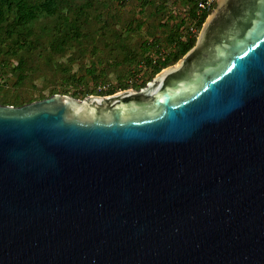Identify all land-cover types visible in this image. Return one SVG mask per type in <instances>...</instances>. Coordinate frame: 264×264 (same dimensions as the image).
<instances>
[{
    "label": "water",
    "instance_id": "1",
    "mask_svg": "<svg viewBox=\"0 0 264 264\" xmlns=\"http://www.w3.org/2000/svg\"><path fill=\"white\" fill-rule=\"evenodd\" d=\"M0 264H264V0L138 90L0 105Z\"/></svg>",
    "mask_w": 264,
    "mask_h": 264
},
{
    "label": "trees",
    "instance_id": "2",
    "mask_svg": "<svg viewBox=\"0 0 264 264\" xmlns=\"http://www.w3.org/2000/svg\"><path fill=\"white\" fill-rule=\"evenodd\" d=\"M100 1L0 0L1 87L10 85L17 90L27 83L46 78L47 74L53 81L66 72L70 74L67 65L53 68L58 60L67 56L70 48L74 49L73 56H78L80 60L92 59L96 55L89 69L83 66L71 75L76 84L86 79L97 83L106 78L104 67L116 71L120 66L137 64L141 56L144 57L142 64L153 69L149 82L162 69L176 63L195 44L196 36L186 37L183 31L179 34L180 28L195 19L198 28H201L208 15L197 19L194 0H173L185 3L184 17L174 15L176 13L173 11L165 20L161 16L165 1L106 0L104 11L97 8ZM153 23H157V29L162 30L159 35L166 46L172 47L163 59L157 51L156 60L152 55L149 57L151 49L158 47L157 43L162 41L158 33L145 35V40L138 46L134 43V38L144 37L142 34ZM163 23L172 25L165 27ZM99 66L103 70L99 71ZM114 92L97 94L110 95ZM54 94L56 92L53 90L46 97L26 100L16 96L0 105L19 107ZM87 96L89 94L71 97L83 99Z\"/></svg>",
    "mask_w": 264,
    "mask_h": 264
},
{
    "label": "rangeland",
    "instance_id": "3",
    "mask_svg": "<svg viewBox=\"0 0 264 264\" xmlns=\"http://www.w3.org/2000/svg\"><path fill=\"white\" fill-rule=\"evenodd\" d=\"M106 0H101L97 8L100 10L104 11V6ZM158 3H162L165 1V5L163 6V15L162 19L165 20L167 17L172 15V12L175 11L176 14L179 17H184L183 16V9L185 7V3L183 1L181 2H173V0H155ZM173 2V3H172ZM165 11V12H164ZM146 15V14H145ZM173 15V16H174ZM163 22V21H162ZM164 24V23H163ZM167 25H172V23L169 24H164L166 27ZM196 28V30H199L198 24L195 21H189L187 25H184L180 28V32H188L190 28ZM161 29H157V23H153L149 25L146 29V32L143 33L144 37H136L134 38V43L136 46L140 45L142 40H145V35L147 36L150 33L155 34L158 33L157 36L161 33ZM198 35V34H197ZM196 35V37H197ZM156 36V37H157ZM196 39V38H195ZM160 40L161 42L157 43L158 47L152 48L151 51L149 52V57L152 55L154 58L156 53L158 52L161 54L162 59L167 56V54L171 51L172 47H167L166 42L164 39L161 37ZM153 41V38L151 39ZM72 45V44H70ZM157 51V52H156ZM74 55V49L70 48L68 51L67 56L62 59L58 60L55 63L56 68H60L61 64L67 65L70 68V74L65 73L62 74V76H59L58 80L53 81V79L50 77L49 74H47L46 78H40L37 81H34L33 83H27L23 87L18 88L17 90L13 89L10 85L7 87L2 88V81H0V103L1 102H8L13 100L16 96L21 97L22 99L26 100L29 98H43L46 97L49 91L56 92V94H62V95H67V96H74L77 95L80 96L82 94H89L90 95H98L97 93H106L108 91H116L119 92L121 90L126 89H134L137 90L140 86H142L144 83H148L147 81L150 79V77L153 75V69L150 67L144 66L146 64L143 61V56H141L138 59L137 64H132V65H126V66H120L116 71H111L109 68L104 67L105 73H106V78L100 79L97 83L93 82L90 79H86L84 82H78L77 84L73 82V77L71 76L73 73H75L79 68L86 66L87 69L91 67V60L96 59V55L92 57V59H85V60H80L78 56H73ZM101 66H105V64L100 63ZM101 66H99V71L103 70L101 69ZM52 69V68H51ZM52 83V86L49 84ZM145 84V85H146ZM144 87V86H143ZM53 89V90H51ZM76 97V98H77Z\"/></svg>",
    "mask_w": 264,
    "mask_h": 264
},
{
    "label": "built area",
    "instance_id": "4",
    "mask_svg": "<svg viewBox=\"0 0 264 264\" xmlns=\"http://www.w3.org/2000/svg\"><path fill=\"white\" fill-rule=\"evenodd\" d=\"M196 4V15L197 19L200 18L203 15L209 14L214 6H215V0H194ZM198 34V30L196 28H190L188 32H186L185 36L192 38Z\"/></svg>",
    "mask_w": 264,
    "mask_h": 264
},
{
    "label": "flooded vegetation",
    "instance_id": "5",
    "mask_svg": "<svg viewBox=\"0 0 264 264\" xmlns=\"http://www.w3.org/2000/svg\"><path fill=\"white\" fill-rule=\"evenodd\" d=\"M126 90V89H125ZM138 90V89H137ZM121 91H123V90H121ZM120 92V91H119ZM115 93H118V92H114L113 94H115ZM113 94H110V95H113ZM100 96H109V95H100Z\"/></svg>",
    "mask_w": 264,
    "mask_h": 264
}]
</instances>
